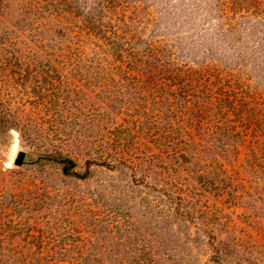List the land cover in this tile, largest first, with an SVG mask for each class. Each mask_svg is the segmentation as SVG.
I'll return each instance as SVG.
<instances>
[{
	"label": "rangeland",
	"instance_id": "rangeland-1",
	"mask_svg": "<svg viewBox=\"0 0 264 264\" xmlns=\"http://www.w3.org/2000/svg\"><path fill=\"white\" fill-rule=\"evenodd\" d=\"M0 254L264 264V0H0Z\"/></svg>",
	"mask_w": 264,
	"mask_h": 264
},
{
	"label": "trees",
	"instance_id": "trees-1",
	"mask_svg": "<svg viewBox=\"0 0 264 264\" xmlns=\"http://www.w3.org/2000/svg\"><path fill=\"white\" fill-rule=\"evenodd\" d=\"M60 164L62 165V170L66 175L71 176H79L78 173L74 171V163L71 159L62 158L60 160ZM4 254H0V264L4 263ZM9 260V259H8Z\"/></svg>",
	"mask_w": 264,
	"mask_h": 264
},
{
	"label": "water",
	"instance_id": "water-1",
	"mask_svg": "<svg viewBox=\"0 0 264 264\" xmlns=\"http://www.w3.org/2000/svg\"><path fill=\"white\" fill-rule=\"evenodd\" d=\"M27 157V154L23 151H20L17 153L15 159H14V165L17 167H21L24 164V161Z\"/></svg>",
	"mask_w": 264,
	"mask_h": 264
}]
</instances>
